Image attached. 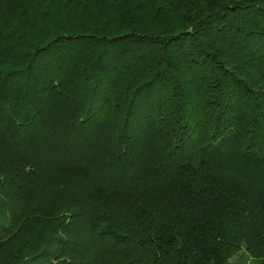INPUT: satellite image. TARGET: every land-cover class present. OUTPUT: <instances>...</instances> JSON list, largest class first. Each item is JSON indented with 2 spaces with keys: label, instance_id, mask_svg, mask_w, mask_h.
Returning a JSON list of instances; mask_svg holds the SVG:
<instances>
[{
  "label": "trees",
  "instance_id": "obj_1",
  "mask_svg": "<svg viewBox=\"0 0 264 264\" xmlns=\"http://www.w3.org/2000/svg\"><path fill=\"white\" fill-rule=\"evenodd\" d=\"M0 264H264V0H0Z\"/></svg>",
  "mask_w": 264,
  "mask_h": 264
},
{
  "label": "rangeland",
  "instance_id": "obj_2",
  "mask_svg": "<svg viewBox=\"0 0 264 264\" xmlns=\"http://www.w3.org/2000/svg\"><path fill=\"white\" fill-rule=\"evenodd\" d=\"M238 258L236 257L233 262H237Z\"/></svg>",
  "mask_w": 264,
  "mask_h": 264
}]
</instances>
